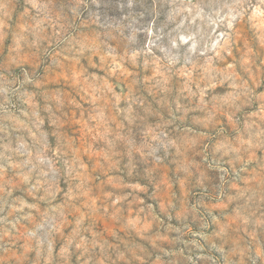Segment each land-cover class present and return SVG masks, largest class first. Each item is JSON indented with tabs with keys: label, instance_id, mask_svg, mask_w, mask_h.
Here are the masks:
<instances>
[{
	"label": "rangeland",
	"instance_id": "obj_1",
	"mask_svg": "<svg viewBox=\"0 0 264 264\" xmlns=\"http://www.w3.org/2000/svg\"><path fill=\"white\" fill-rule=\"evenodd\" d=\"M0 264H264V0H0Z\"/></svg>",
	"mask_w": 264,
	"mask_h": 264
}]
</instances>
